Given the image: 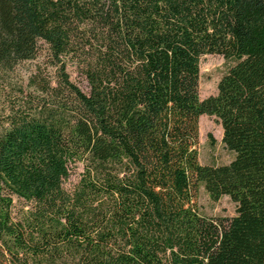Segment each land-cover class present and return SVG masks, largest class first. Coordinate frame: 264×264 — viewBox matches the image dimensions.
<instances>
[{"label":"trees","instance_id":"1","mask_svg":"<svg viewBox=\"0 0 264 264\" xmlns=\"http://www.w3.org/2000/svg\"><path fill=\"white\" fill-rule=\"evenodd\" d=\"M0 85V264H264V0H0Z\"/></svg>","mask_w":264,"mask_h":264},{"label":"rangeland","instance_id":"2","mask_svg":"<svg viewBox=\"0 0 264 264\" xmlns=\"http://www.w3.org/2000/svg\"><path fill=\"white\" fill-rule=\"evenodd\" d=\"M35 61L19 65L10 78V82L18 86L25 84L28 76L35 69ZM229 61L220 54H207L200 62V97L206 98L217 93L218 82L227 70ZM72 78L80 82L76 72ZM2 85H0V89ZM9 89V88H7ZM0 92V110L4 106ZM234 153L227 149L223 143V130L215 116L202 115L199 119V160L202 164L221 165L229 163ZM197 204L202 214L208 216L231 217L236 214V204L228 195L214 200L203 183L198 187Z\"/></svg>","mask_w":264,"mask_h":264}]
</instances>
